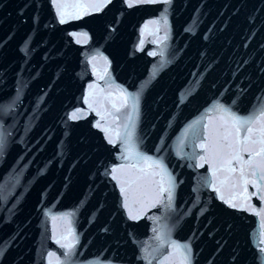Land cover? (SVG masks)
Here are the masks:
<instances>
[{
    "label": "water",
    "instance_id": "1",
    "mask_svg": "<svg viewBox=\"0 0 264 264\" xmlns=\"http://www.w3.org/2000/svg\"><path fill=\"white\" fill-rule=\"evenodd\" d=\"M217 106L264 111V0H0V264H264V202L229 207L200 160ZM129 130L173 183L136 219Z\"/></svg>",
    "mask_w": 264,
    "mask_h": 264
},
{
    "label": "snow or ice",
    "instance_id": "2",
    "mask_svg": "<svg viewBox=\"0 0 264 264\" xmlns=\"http://www.w3.org/2000/svg\"><path fill=\"white\" fill-rule=\"evenodd\" d=\"M101 6L100 4L67 5L59 3L56 5L61 23L65 21L66 15L79 18L80 15L87 14L86 11L67 13L65 10L69 7L98 11ZM130 102L131 106L135 108L136 98L124 95L121 98L120 106L117 107L113 104V108L119 112L120 108L128 106ZM216 111L219 115L215 122H210L211 127H207L204 142L199 145L204 152V155L200 156V160L207 163L211 169L213 189L229 207H243L245 204L251 207L252 196H258L264 202V111L252 119H241L220 106H217ZM71 118L75 119L76 114H73ZM96 126L101 127L99 122ZM124 127L127 128V124ZM104 130L108 131V129ZM116 135L119 136L120 132L117 131ZM126 136V143L129 144V156L141 161L143 166L136 168L133 165L132 167L136 168L135 172L113 169V173L118 171L121 173L120 176L114 175L113 178L117 179L121 185L124 206L129 209V218L136 219L137 217L132 213L130 202H137L147 194L148 190L152 191L157 203L164 193H167L168 199L171 200L173 183L159 161L134 151L131 146L133 136L131 130L127 131ZM109 142H113L111 137H109ZM245 154H247V159H245ZM155 177H159V179L157 180ZM249 186H252L255 191L249 193ZM225 191L230 193L228 197L224 195ZM63 246L69 249L72 247L71 244ZM175 248L181 257L180 264H188L189 257L180 250V246L177 245Z\"/></svg>",
    "mask_w": 264,
    "mask_h": 264
}]
</instances>
